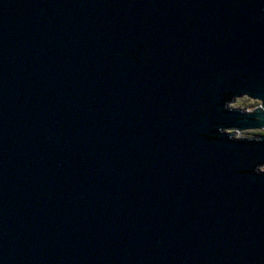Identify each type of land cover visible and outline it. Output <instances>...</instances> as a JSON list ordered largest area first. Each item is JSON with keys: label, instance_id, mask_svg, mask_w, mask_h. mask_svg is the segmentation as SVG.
<instances>
[{"label": "water", "instance_id": "95a60500", "mask_svg": "<svg viewBox=\"0 0 264 264\" xmlns=\"http://www.w3.org/2000/svg\"><path fill=\"white\" fill-rule=\"evenodd\" d=\"M244 92L264 0H0V264H264Z\"/></svg>", "mask_w": 264, "mask_h": 264}, {"label": "clouds", "instance_id": "9594fccd", "mask_svg": "<svg viewBox=\"0 0 264 264\" xmlns=\"http://www.w3.org/2000/svg\"><path fill=\"white\" fill-rule=\"evenodd\" d=\"M243 98L247 101L243 107H237L236 103L228 108L225 106L224 110L226 112H230L233 109H240L242 110V115H250L253 117L254 121L257 124H260L259 127H248L251 129V132L245 134H238L237 137H232L230 140L233 142L236 141H249V142H256V143H264V115H256L255 113L259 110L260 113H264V99L259 97H254L247 92H244ZM235 91H226L222 97V100H227L229 96L235 95ZM209 139H214L215 137L208 136ZM264 163L257 164L252 171L257 175H264V168L261 165Z\"/></svg>", "mask_w": 264, "mask_h": 264}, {"label": "rangeland", "instance_id": "374dc122", "mask_svg": "<svg viewBox=\"0 0 264 264\" xmlns=\"http://www.w3.org/2000/svg\"><path fill=\"white\" fill-rule=\"evenodd\" d=\"M235 103H236V106H237V107H243L245 104H247V101H246L243 97H241V98H238V99H237L233 104H231V105H234ZM249 132H251V130L238 132V134H245V133H249ZM238 134H237V136H238ZM262 168H264V167H262Z\"/></svg>", "mask_w": 264, "mask_h": 264}]
</instances>
